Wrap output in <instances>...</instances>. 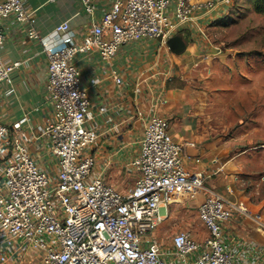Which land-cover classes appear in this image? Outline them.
<instances>
[{
  "label": "built area",
  "instance_id": "1",
  "mask_svg": "<svg viewBox=\"0 0 264 264\" xmlns=\"http://www.w3.org/2000/svg\"><path fill=\"white\" fill-rule=\"evenodd\" d=\"M76 1L93 16V0ZM232 4L111 0L87 33L77 34L65 21L53 28L51 37H40L34 11L22 0H0V49L5 21L27 26L28 38L39 41L48 59L46 92L52 110L32 142L16 132L23 121L12 126V133L0 123V264H264V245L227 230L236 215L249 217L245 207L209 187L212 174L206 169L191 172L185 167L183 146L172 139L168 119L156 106L130 163L133 185L121 192L105 180L94 156L101 134L91 124L77 64L81 56L109 62L123 48L143 41L170 52L169 39L182 29L197 30L201 18ZM20 65L0 56V91L5 87L12 92L11 73ZM162 75L166 83L172 69ZM200 194L204 199L196 212L206 236L198 240L181 231L167 246L160 243L155 231L169 208Z\"/></svg>",
  "mask_w": 264,
  "mask_h": 264
},
{
  "label": "crops",
  "instance_id": "2",
  "mask_svg": "<svg viewBox=\"0 0 264 264\" xmlns=\"http://www.w3.org/2000/svg\"><path fill=\"white\" fill-rule=\"evenodd\" d=\"M22 1L26 9L34 11L40 37H51L53 28L65 21L77 34H85L111 5V0H93L94 13L88 16L76 0ZM227 13V7L216 9L198 21L197 30L182 29L176 37L184 41L186 48L189 45L191 49L207 50L209 39L206 32L213 24L223 20ZM3 33L2 60L21 65L11 73L12 92L9 93L5 87L0 91V123L12 133L15 132L12 126L23 121L16 132L32 142L38 135V128L51 118L52 110L46 92L48 59L39 41L28 38L27 26L9 19L3 25ZM182 57L159 49L155 42L143 41L123 48L109 62L96 56L77 58L82 86L90 101L91 124L101 134L94 151L96 170L102 172L105 180L121 192L133 185L134 174L130 163L137 155L138 140L154 106L161 116L168 119V132L172 139L183 146V163L189 171L203 168L214 177L225 167L222 146L201 130L190 84L185 83L187 79L175 69L174 64L181 65ZM169 67L174 71L171 80L164 83L162 74ZM114 72L120 78V86L115 83ZM136 88H140L139 93ZM197 159L199 163H196ZM212 177L207 184L216 188L211 185ZM179 201L183 206L197 207L186 197ZM175 204L179 206L178 202ZM227 230L232 235L245 236L264 245L259 233L253 230L246 233L235 220L227 225Z\"/></svg>",
  "mask_w": 264,
  "mask_h": 264
},
{
  "label": "rangeland",
  "instance_id": "3",
  "mask_svg": "<svg viewBox=\"0 0 264 264\" xmlns=\"http://www.w3.org/2000/svg\"><path fill=\"white\" fill-rule=\"evenodd\" d=\"M223 18L206 32L207 50L188 45L174 54L183 56L181 65H174L190 84L201 130L223 148L225 167L211 185L245 207L249 217L236 215L235 222L264 242V0H233ZM203 199L200 194L194 202ZM176 205L158 225V241L167 246L181 231L203 239L197 207Z\"/></svg>",
  "mask_w": 264,
  "mask_h": 264
},
{
  "label": "water",
  "instance_id": "4",
  "mask_svg": "<svg viewBox=\"0 0 264 264\" xmlns=\"http://www.w3.org/2000/svg\"><path fill=\"white\" fill-rule=\"evenodd\" d=\"M167 45L169 50L176 55L182 54L186 49V45L180 37H173L169 39Z\"/></svg>",
  "mask_w": 264,
  "mask_h": 264
},
{
  "label": "trees",
  "instance_id": "5",
  "mask_svg": "<svg viewBox=\"0 0 264 264\" xmlns=\"http://www.w3.org/2000/svg\"><path fill=\"white\" fill-rule=\"evenodd\" d=\"M256 8L260 9V8H261V6L259 7V4H257V3H256Z\"/></svg>",
  "mask_w": 264,
  "mask_h": 264
}]
</instances>
